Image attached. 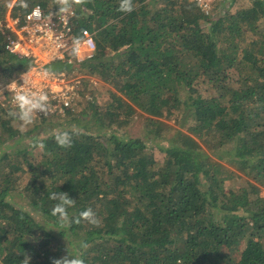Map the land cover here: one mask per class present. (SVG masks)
I'll use <instances>...</instances> for the list:
<instances>
[{
  "label": "trees",
  "instance_id": "trees-1",
  "mask_svg": "<svg viewBox=\"0 0 264 264\" xmlns=\"http://www.w3.org/2000/svg\"><path fill=\"white\" fill-rule=\"evenodd\" d=\"M244 1L214 14L196 0H133L131 13L118 11L120 0L72 5L77 28L95 33V55L43 67L86 75V104L72 114L94 125L62 127L76 129L69 148L53 132L20 143L14 109L0 108V264H21L25 252L30 264H52L67 250L85 264H264V0ZM26 2L0 0L5 82L35 64L6 47L7 12L59 7ZM90 74L111 85L104 102L86 94ZM137 114L150 141L124 129ZM24 190L27 208L12 195ZM60 191L76 201L71 218L91 207L99 226L62 227L49 199Z\"/></svg>",
  "mask_w": 264,
  "mask_h": 264
},
{
  "label": "built area",
  "instance_id": "built-area-1",
  "mask_svg": "<svg viewBox=\"0 0 264 264\" xmlns=\"http://www.w3.org/2000/svg\"><path fill=\"white\" fill-rule=\"evenodd\" d=\"M196 1L207 14L213 12L216 0ZM37 7L40 9V15L29 19ZM75 13L73 6L69 13H60L58 9L47 12L41 3H35L23 14L12 15L8 11L4 18V26L8 31L6 47L21 56H32L34 59L35 64L31 67L33 69L31 82L25 90L43 91L48 95L50 109L47 115L65 113L74 107L81 97L79 87L82 86L81 77L84 75L75 77L63 70L52 71V75L44 77L41 74L45 70L43 66L54 59H66L73 62L92 58L97 50L94 31L85 26L77 28L73 22ZM75 37H81L85 41L91 40L94 45L93 47L83 46L80 59L71 55L72 41ZM27 71L28 69L19 72L15 77L0 85V108L6 109V104L9 107H14L12 94L7 86L13 80L23 84L21 74ZM90 76V80L97 84L98 78L94 75ZM40 115L44 114L38 113L36 116Z\"/></svg>",
  "mask_w": 264,
  "mask_h": 264
},
{
  "label": "clouds",
  "instance_id": "clouds-1",
  "mask_svg": "<svg viewBox=\"0 0 264 264\" xmlns=\"http://www.w3.org/2000/svg\"><path fill=\"white\" fill-rule=\"evenodd\" d=\"M54 2L59 6L58 11L60 13H69L73 4L83 5L88 2V0H54ZM16 0H12L9 7H13ZM19 6L27 9L28 3L26 0H19ZM134 10L133 0H120L118 11L122 13H131ZM39 7L35 8L29 19L33 16H39ZM87 35V33H85ZM93 47V42L91 40H82L81 37H75L72 41L71 55L77 59L82 57V47L83 46ZM33 74V69L29 68L27 72L22 73L23 84H19L16 80L11 81L8 84V90L12 94V104L14 105V110L10 111L8 115L12 118L14 124L19 125V131L25 132L29 125L33 124L38 113H43L47 115L50 109L49 97L43 91H30L25 90L26 86L31 82V76ZM44 77H48L53 74L51 69H45L41 73ZM76 133V129L73 128L71 131H59L55 130L53 132L56 143L62 148H69L72 146L73 134ZM37 146L41 149L44 148V144L38 142ZM49 199L56 201L54 207L52 208L51 215L58 218V223L62 227H68L72 223L79 224L81 220L87 221L89 224L94 226H99L100 220L97 218L96 213L91 207L86 208L79 212V215L74 219L70 217L68 209L75 206V199L71 198L67 192H51L49 194ZM89 245L86 242H81L80 248L87 250ZM24 258L21 260V264H30L31 255L26 252L23 254ZM52 264H85L83 259V253L73 254L67 250V255L61 258H53ZM176 264H182L181 260H177Z\"/></svg>",
  "mask_w": 264,
  "mask_h": 264
},
{
  "label": "rangeland",
  "instance_id": "rangeland-1",
  "mask_svg": "<svg viewBox=\"0 0 264 264\" xmlns=\"http://www.w3.org/2000/svg\"><path fill=\"white\" fill-rule=\"evenodd\" d=\"M243 2H246V1L235 0L233 2V0L232 1L231 0H226V1L225 0H216L214 2V10L211 14L217 13L221 9L220 7L223 5L232 4L233 5L232 9H235L236 6L242 4ZM71 75L78 77L82 74L76 73V74H71ZM90 75L96 76L99 81L97 84H94L90 80L92 82V84L95 85L96 87H93V88L89 87L88 92L86 94L89 95V92H92L97 101L104 102L105 99L107 100L109 98V94H110L109 88L111 87V85L108 84L107 82H105L103 79H101V77H99L95 74H90ZM81 78H83V76ZM90 78H91V76H90ZM4 82L5 81H3L2 78L0 77V85L3 84ZM79 88L81 91V97H80L79 101L74 105V107L72 109H70V111H66L65 113H53L51 115L36 116L35 119L38 121V125L35 126L36 123L29 125L27 130L24 133L19 134L16 137L17 142L29 143L31 141V135L33 132H37V134L40 137H43L49 133L54 132L55 130H61L62 127L70 128V127L75 126L77 129H79L84 124H87L89 126L94 125V118H92V116L90 114H89V118L83 116V114H79V115L76 114L74 116L72 114L73 112H75V113L80 112L81 108L84 107L86 104L85 97L83 96V83H82V86ZM5 108L7 110L14 109V107H11V106L9 107L8 104H6ZM191 118H189L188 121L185 122L186 125H184L183 128H186V126L191 122ZM16 125H18V123ZM178 127L179 126L177 124H174V126L168 131V133H167L168 136L172 135ZM124 129H126L133 136H139V135L141 136L142 135V136H145L147 141H150V139L148 137L147 127H146L145 121H144V116L141 114L135 115L133 121L130 124H128ZM30 131H32V133H28ZM232 146H233V143L228 145L226 148L229 149ZM17 147H19V146H16V148ZM2 148H3V145L0 144V153H1ZM15 150L16 149L13 148V151H15ZM36 150H39V149L37 148ZM206 150L209 151V149H206ZM157 155H160V152ZM230 184L235 185L236 183L230 182ZM261 193L264 195V188L261 189ZM12 195H13V199H14L16 204L20 205L23 208L29 207L28 206L29 205V203H28L29 192L24 190L23 194H20L19 191H14V192H12ZM36 217L39 218L40 214L37 213ZM54 243H55L54 241L51 242V245H53L52 254H54V255L62 254L60 251H58V249L56 247H54L55 246ZM243 246H244L243 243L239 245L240 249L236 250V252L234 251L235 255H237V253L241 250V248Z\"/></svg>",
  "mask_w": 264,
  "mask_h": 264
}]
</instances>
